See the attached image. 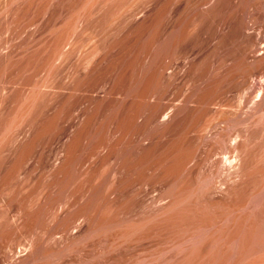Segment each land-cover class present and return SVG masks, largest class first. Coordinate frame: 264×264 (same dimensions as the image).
I'll use <instances>...</instances> for the list:
<instances>
[{
	"label": "bare ground",
	"instance_id": "6f19581e",
	"mask_svg": "<svg viewBox=\"0 0 264 264\" xmlns=\"http://www.w3.org/2000/svg\"><path fill=\"white\" fill-rule=\"evenodd\" d=\"M114 1H117V0H113V1L112 0H48V1H46L47 3L44 2V4H43V8H42L43 11H44L45 6H46L47 12L46 11H44V12L49 14L48 15L49 18H48V16H45V18L47 17L48 18L47 20H49L51 23L50 24V23H48L49 21L48 22L46 21L47 25L45 24L46 25L45 28H47V26L49 28L47 29L48 31H46L44 33V36L46 37V38H44V40H46V42L44 41L45 44L43 43L44 44L43 48H45V51H44L45 52L44 53L45 58H44L43 70L45 69L44 70V72L46 74L45 78H47V79L43 80L46 82L43 83V81H42L40 83V84L43 83L41 86H39L40 84H38V85L35 84V86L37 88L33 87V90L37 91L38 89L40 90L41 87H43L42 89L44 91L47 90L48 92H51V95H49V97H53L52 94L55 95L54 96L55 99H54L53 103H49L50 102L49 101L48 102L49 104H47L45 106L46 109L42 108V110H44V112H47V114L53 115L54 108H55L56 104L57 105L63 104L64 106L68 107L69 111L66 110V113L68 111L70 114L69 117L66 116L68 119L64 121L65 125L64 126L62 125V129L60 128L61 129L60 133L58 132V136L56 137L55 146H53L54 148L51 149V151L48 154V157H53V158H52L51 162H48L50 164H47V166H46V169H47V175L46 176L49 179L53 177L52 181L55 182V180H53L54 176L55 175L57 176L58 173L60 175H62L65 171H67L66 168L70 164L72 158H74L73 157V155H75L74 152L75 153L80 152L79 150L76 152V149H78L77 147L81 146L83 149L85 148L84 150L82 148L81 149H82V151L86 152V149L88 147L87 146L88 145V138L86 137L85 132H86V129H88L89 125L91 124V121L94 119L95 112L97 110L99 111V109H101L104 106L117 105V104H120L127 111L126 113L129 116L128 119L130 120V124L134 128L132 133L129 135V141H128V142H130V146H129V149L127 151L129 152V156H131V159L129 161L131 162V160L134 157H135V159H136V157L141 158L143 156L149 155L151 153L153 154L155 152H157V153L159 152L160 154L163 153L164 154L163 156H166L167 160H164L163 164H161V163L160 164L159 163L154 164V163H157L155 161L153 163L154 165L152 164V166H150L148 164L149 163L148 162L147 167H148V165L150 167L143 168V169H141L142 171L141 170L138 171V169H137V173L132 171L135 173V177L133 179L131 177L132 182L129 181L131 184L126 186V185H123V181L128 180L127 177L124 178V176H125L124 172L127 171L126 170L127 168L123 166L125 169V171H124V169L122 168L121 163H119V161L118 162L114 161V163H112L113 161H111V159H110L111 157H109V156L111 155V152H112L111 150L113 149V147L111 148L110 142L104 141L102 143H99L95 147V149H93L91 151V153L89 152L90 156H91V158H90L91 161L93 159H97V160L99 159V161H100V159H104V158L108 157L110 159V163L113 164L111 166L112 168H111L110 172L108 171L109 175L108 176L105 175L106 176L105 177L106 179L104 178L105 181L102 180L104 182L102 185L99 183V186H97L96 184H94L92 186V183H95V182L97 183V181H98V180H95L96 178H94V177H93L94 179H92V183L90 182L91 185L86 184L87 190L83 195L80 193V195H82V197L80 196L81 198H79L80 201L78 200L79 201L78 204H79V206L83 207L88 202L90 203V201L92 199H94L95 196H97L99 194L98 193L99 190H97V188L99 187L101 189V192H102V194L101 193L100 194L102 196L104 195V197L102 199L105 200V203H103L101 207H104L107 204L104 207V209L107 206H108L107 208L110 209V211H108L107 208L105 210L102 209L103 210V212L101 211L102 215H106V213H110V214H108V216H106V218H104V216L101 215L100 217H103L104 219H101L102 220V221L100 220L101 224L98 223V225L96 226L95 221H98L97 219L100 217H97V216H99L101 213L100 212V209H101L100 205H98L100 209L96 210V211H99L98 212L99 214H96V216H95L94 210L92 211V209L94 207H96V205H92L93 203L91 205L94 207L93 208L91 207V210L89 209L90 211H92L90 214L87 212L88 209H87V211H83L80 207L76 208L77 202H76V205L74 204L75 206H72L73 204L70 203V201H69L70 199H68L69 202H66L67 201V199H66V201H65L66 203L64 202V199H63L62 203L60 202L62 200H60L59 204L61 203V206L57 202V205L60 206L59 208H58V206H55L56 203L54 201L53 202L55 203V205L51 201L52 205H54V208L56 210L54 209L53 212L48 211L50 213H48V212L47 213L49 215L51 213H53L52 215L55 214L54 217L56 218V220L58 222V223L57 222L55 223V221H54V224L52 225V228H53L52 230H54V229L59 230V231L55 230V232H59L61 234V238H60L61 241L59 240L60 245H61L60 247L56 246V244L53 242L54 240L52 242H50L52 244L54 243L55 246L53 245L54 246L53 248L57 247L59 249V251L57 249L58 253L53 252L54 251L53 248L50 252L48 250V252L50 254L53 252L52 254H54V256L51 254L52 257L51 256L47 257V256L42 254L43 252L47 251V250H45L46 248L44 249V247L50 246V247H47V249L51 248V245L48 241L43 240L44 241L43 244L46 245L49 243L48 245H46L44 247H43V245L38 246V243H37V245L34 244L36 241L34 239V237L38 238V240L40 238L39 234L37 233L38 231L37 230H36L37 232L34 231L35 230L34 228L32 229V231H34V232H36V234H38V236L33 235V240H35L34 242H33V240H31L30 242L26 240L27 245L25 243L26 242L25 240H24L25 244L24 243L22 244L23 241L21 242L20 240L19 241L17 240L18 243L16 242V239L19 238L20 235L18 234L19 236L18 237L16 236L14 238V237H12L13 235L11 236V233L9 231H11V229L15 228V226L18 227V230L20 229V231L22 228H23V230H25L24 232L29 231L32 227V225H31L32 223H30L28 221L30 219L26 220L25 216H26V214L31 213V212L27 211L28 213L26 212V214L23 215L22 210L23 211H24V209L28 210V208L26 209L27 205L23 203L25 206L20 212L19 211L20 208L18 206H20L21 204H19V203H22L23 201H21L19 203L17 201L16 203H18L19 205H17L15 203L17 206H14V207H17L18 211L16 212L15 211L16 208H15L14 211L16 213L14 215H12L11 213H13L14 211H12V208H13L12 204L13 203L11 204V201L12 202L14 200L16 201L17 197L14 196V197H16V199H14V200H8L9 198L6 200L5 199L1 200L0 206L3 205L2 209L4 211L3 213H4L5 222L6 223L8 222L7 219L11 220L12 218H14L13 220L15 222L19 223V225L17 223H16L17 224L16 225L13 223V221H11L14 224L11 227V229L8 228L9 227L8 224H3L5 226H3V228H2L3 230L1 229V231L6 232L4 230V227H6L8 225L7 229H6L7 231L9 230L8 234L10 233L8 237L11 236V241H13L15 239L14 240L15 242H13L14 243L13 245H15L16 243H17V245L14 246L15 247L14 250L12 249L11 246H8V248L6 247V249L4 247L5 245L3 246V249H5V250H4V253L2 256V264H42V263L44 264L46 261L47 262L49 261L48 262L49 264H56L59 259L60 260L58 263H60V261H61L63 264H65L64 259H62V258L64 256H67L68 253H70V252L73 253L72 252V249L74 248L73 245H75V244L79 245L77 247L81 246V248H76V249H79V250H77L78 252L79 251L85 252V250L82 248H85L88 245V242H89L88 239L89 240H90V238L92 239L94 234H101V233H102V235L105 233L107 234L110 232L109 231L106 232V230L115 229L114 227H120L121 228V226H124L122 228H124V231L126 233H124V231L119 232L117 230L114 233L117 232V234H118V232H119V235H120V233H124L121 235L122 238H124V239H125V237H123V235L127 234L130 237V238L128 237L129 240H127V241H129L130 245L135 244V242L139 241L138 238H141L140 237L141 235H143V234L149 235V232H150V235H149L150 238L149 237L148 238L152 239L151 240L152 242L149 243L150 240L146 238L148 235L145 236V239H146V241H149L147 245H149L150 247L152 245L154 247L156 245V243L162 244L161 239H159V240H161L160 242L156 240L158 233H159V235L161 234V236H162V233L158 232L159 230H161V228H160L161 225L165 226L166 228H167V226H169L168 230H170L172 228L168 233L166 231V233L169 234L172 232V236H171V234H169V235L171 236V239L172 238L174 239L173 234H175L174 232L177 231L175 229L178 228L180 230V227L185 228L184 225L186 227L187 226L189 227L190 224L191 225L193 224V222H191V221L198 220L200 224L197 225L198 223L195 222L196 224L194 223L193 225H195L196 227H200L203 225V227H200V229H201L200 237L196 236V235L200 234V233L196 234L200 231H196V232L193 231L195 229L198 230V228H195V226L193 228L192 227L193 225H192L189 228L191 229V227H192L191 231H193V232L187 231L186 229H184L185 231H183L184 233H183V236H181V237H184V235L186 236L185 232H189V235L191 232L190 236L192 237L194 235V237H192L193 239H191V237L189 236L190 237L189 238L190 243H188L187 242L188 233H187L186 238L184 237L186 239V243H185V239H183L184 240V244H183L182 238L180 237V235H182V234L178 235L179 233L177 231L176 236L178 235V237L181 238V242H179L180 239L176 236H175L176 239H179L177 243L174 244V241H177L176 239H174L173 241H171V239H170V241L173 242L172 244L176 245V247L178 244L181 243L180 246L183 245L186 248H184L182 246V252H181L180 246H178V248H176L174 245H172L170 243L171 246H173V247H171L174 250L173 251L171 249L173 252V255H175V256L177 255V254H174V252L182 253L181 258H180L181 260L180 259L178 260V258L180 257V253H179V256L178 255L176 256L178 258L174 257L173 260L167 259L168 261H166V262H169L170 264H172V261H173V264L177 263V261H178V263L180 262L179 264H181V263L184 264L185 262L183 263V261L186 260L187 264H188V263H190L189 261L192 259L191 257H193V259L195 257V259H194L195 261L192 259L194 264H195L196 259H197L196 257L197 256H198V258H200L201 256L203 257V252L201 255V251L205 250L204 248L201 250L202 245L199 243L200 241L198 242V240L201 239L202 235L204 234V231H205L204 228L211 229L210 227H212V224H211V226H209L210 224L207 225L206 219L210 220V221H208V223L210 222V223L214 224L213 218H215V217H217L216 219L219 218L218 220L215 219V224H214V225H219V227H217V226L214 227V225H213L212 229L216 230V229L220 228V229H218V231L217 230L216 231L219 233V231L221 230L220 231L221 236H219V238L221 237L224 240V243H226L224 233H226V236L228 234H230L231 235V236L229 235L230 238H232V236L233 237L236 236V238L238 237L240 239H241V237H243L242 238V240H243L244 237L247 236V234L251 233V232L247 233L246 230L249 231V230H251L250 229L251 227H254L255 221L253 222V219H251V218H254V220H255V217H254V214L253 215L250 214L251 216L249 215V213H251V209H253V208H249V206L251 205L249 202H248L249 205L247 207L250 209V211H249V209L247 210V207H243L242 205L241 206H237V205L231 206L232 208H235V209L240 207V208H244L245 210L249 211L248 215L245 214L246 212L244 213L245 210L243 212H241L243 209L240 211L241 213L245 214L244 216H246V217L248 216L247 218L251 217L250 219H245L246 217L244 218V220H245L244 222H246L247 224L250 223V221H251V223H253V225H251V226L249 224L250 227L247 226V227H249L248 229L244 230V228H242V227H246V226H244V224H246V223H243V226H241V228H239L240 225L242 224L241 222H243V220H241L242 219L241 216H243V214L240 215L241 213L240 214L237 213L239 215V217H238V215L235 216L237 218L234 220L235 222L232 220L233 218H235L234 212L231 213V215H232V216H230L231 218L230 217L228 218L229 215H225V216H227V218H226L227 221H225L226 219H224V216H222V215H224L226 212L228 213L229 210L226 211V209H228V207L225 208V206H228L230 203H232L231 200H233V201L235 200V199H232L233 197L237 196L241 190L242 191L245 190L244 192H246L248 188H250V189L256 188V185L259 183L258 180L262 179L260 176L263 177V171L264 170L259 169V171H262V175H261V173H258L259 171H256L259 174V176L257 177L258 174H256V172L254 171L255 170L254 168H255V165H257L259 162H261V163L264 162V160L263 161L261 160L257 164H255L258 161V159H260V158H257L259 152L263 155V157L262 156L261 157L264 159V151H263L264 148L262 150L260 148L261 146L264 147V0H145L146 2H144V3L140 2L142 0H135V4H133L134 0H133V2H132V0L131 1L125 0L124 3H122L124 0H122L119 3H118L119 0L117 2H114ZM136 1L137 2L139 1L142 4H140V5L136 4L137 3ZM130 2H132L133 5ZM120 3H122V4H120ZM64 4H66L69 8L67 6H63ZM56 5H58L59 7H62V6L64 7L62 9V13H63V10L65 11V7L68 8V10L66 9L67 11L71 12V13L66 12V14L64 13L65 17L63 16L62 22H61L62 15L60 16L61 18L58 16L60 19V20L58 19L59 22H56L57 16L55 18L53 17L54 15L52 13L53 12L52 10L54 9V7ZM52 7H53V9H52ZM46 13H44V15H46ZM58 15H60V14H58ZM52 18L56 19L53 21L54 23L52 22ZM55 22L58 23L57 28H58V26L60 27L59 28L60 31L58 30L59 33H57V34H54V32L57 30V28H55L56 26H54V24H56ZM59 23H61V25H59ZM31 27H32V25H31ZM53 28H55L56 30H54ZM53 30H54V32H53ZM87 31L89 32L90 35H88ZM143 31L149 32L151 39L148 43L150 44V47L147 46L148 48L145 49V51H143L142 53H140V51H138L140 54L135 55L134 53L130 52L131 49H133L132 47L130 50L128 49V46H131L128 44H129V41L132 40L130 38L133 35H136L137 33L143 32ZM85 32H87V33H85ZM24 33H25V31H24ZM82 34H86V36L88 35V37H85V35L83 36ZM80 36L84 37V38L82 37L83 40ZM147 36H148V34H147ZM142 41H144V40H142ZM131 42H134V41H131ZM138 46H139V44H138ZM141 48H143V47L141 46ZM134 50H136V49H134ZM72 55H75V57ZM70 57L75 58L74 59L75 61L72 58V60L74 61V65L71 67V69H69V70L67 69L68 71L65 72V70H66L65 65L68 62V60L70 59ZM60 65L61 66L64 65L63 66L64 73H66V74H64L62 72L64 74V76H63V74L61 75L59 73V71H58L59 69H57L56 71L60 74V76H58V73L56 71H54V68L59 67ZM61 66H60V70L63 69V68H61ZM131 72H133V73L135 72L134 73L135 74V80L137 81L136 89L133 90V91H135V94H131L130 91L128 93V92H126V90L124 91L121 87V83L123 82V84H124V81L129 78V76L131 75ZM131 81L132 80L130 79V82ZM132 85H133V83H132ZM135 85H136V83H135ZM67 86H69V87H67ZM38 87H40V88H38ZM131 87H130V89H131ZM34 88L37 90H35ZM133 88H134V85H133ZM5 90H4V92H5ZM77 91H79V93H80V94L78 93L79 95H77V93H76ZM33 92H32V97L35 100L34 96L36 94ZM0 93H2V92L0 91ZM6 93H2V94L5 96ZM253 95H254V97H253ZM44 96H45V94H44ZM3 97H0V98L2 99ZM29 97H31V96H28V98ZM32 97L29 100L34 101L32 99ZM49 97H48V95H46V98H49ZM29 100H27L26 103H28ZM32 101H30V102L32 103V105H34V103ZM29 105H30V103H29ZM29 105L27 106L24 104V106H26V107L23 106L24 110H26L27 107H31ZM35 106H36V108L40 107V105L39 106L35 105ZM23 107H21V108L23 109ZM58 108H60V107H58ZM58 108H57V111H58ZM106 108H108V107H106ZM30 110H31V112L33 111L32 109H30ZM108 110H109V112L111 111L110 109H108ZM115 110L116 109H114V111ZM26 111H28V110H26ZM35 111H36V109H35ZM62 111H64V110H62ZM31 112L29 114L33 116V113L31 114ZM106 112H107V110H106ZM111 112H113V111H111ZM111 112L108 114H111ZM36 113H37V111H36ZM41 113H42L41 118L46 117V115L43 114V111H41ZM41 113H39V114H41ZM61 113H62V115L65 114V112H61ZM61 113H57V114H61ZM118 113H119V111H118ZM23 114L24 113H22L21 116H23ZM26 114H24V115H26ZM34 114H35V112H34ZM116 114H117V111H116ZM35 115H37V114H35ZM65 115H63V116H65ZM38 116H40V115H38ZM38 116H37V118H34L35 122H36V119H38ZM98 116H99V114H98ZM103 116H106V115H103ZM119 116H121V115H118V117ZM66 117H63V118H66ZM95 117H96V115H95ZM22 118L24 120V116ZM27 118H28V121L31 120V119H29L30 117H27ZM27 118H25V121ZM46 118H43V120L45 119V121H46L47 120ZM50 118L53 119V117H50ZM59 118L62 120V117H59ZM100 118H102V117H100ZM97 119H99V117ZM97 119L95 118L96 122L98 121ZM105 119H106V117H105ZM123 119H124V115H123ZM20 120H18V121L20 122ZM43 120L42 119L38 120L37 126L34 125L35 123H33L34 122L33 119L30 121L31 123L29 122V124H31V125L33 124L32 126L35 127V130H36L39 127L38 126L40 124L39 121H43ZM102 120H103V118H102ZM114 120H116V118H114ZM48 121L52 122L51 120H49V117H48ZM125 121H124V124H125ZM21 123H19L21 125H19L18 122L16 123V126H15L16 131H17V128L21 129V126H23V122H21ZM58 123L56 125H58ZM95 123H92V124L95 125ZM29 124L27 126H30ZM43 124H44V122H43ZM45 124H46V122H45ZM53 124H54V122L52 123V126H53ZM62 124H64V123H62ZM97 124H96V126H97ZM124 124H123V126H124ZM50 125L51 124H49V126L47 125L46 128L47 127L50 128V132H51V129L53 128V130H54V127L51 128ZM98 125L100 126V124H98ZM116 125H117V123H115V128L113 126H109V125H108L109 127H107L108 130H107L106 135H108L110 137L109 139L111 141L112 140L115 141V139H116L115 134H118V132H117L118 128L116 130ZM41 126H42V123H41L40 127ZM92 126L93 125H91V127ZM119 126L120 125H118V127ZM40 127H39V129H40ZM57 127L55 128V131H53V132H56ZM59 127H61V126L59 125ZM91 127H90V130H91ZM103 127H105V126L103 125ZM48 128H47V132L49 131ZM25 129L27 130V127ZM29 129L30 128L28 127V130ZM41 129H43V128H41ZM95 129H96V127H95ZM100 129H101V126H100ZM120 129H119V131H120ZM43 130H44V132L46 131L45 129H43ZM96 130H98V129H96ZM122 130H123V128H122ZM131 130H132V128H131ZM16 131L13 133V135H11V137L9 136L6 141L1 142V140H0V157H2V154L5 151V149L8 150L7 146L10 147V149L8 151V155H10L9 152H11V149H12L11 147L15 148V150H19V152H22L21 151L22 149L28 148L29 147L28 145H30V142L35 140V139H32V137H34V135L37 136V133H39V134L42 133V131H39V132L37 131V132L33 133L34 130H31V131L29 130L25 133V130L22 129V132H21V130H18L19 133H22V135L20 136L17 134L18 131L17 132ZM15 133L18 136H16ZM52 133H51V135L53 136L55 133L54 134H52ZM98 133H99V131H98ZM104 133H106V131ZM129 133H130V130H129ZM45 134H46V132H45ZM87 134H89V132H87ZM100 135H101L100 133L97 134L96 140L99 139L98 136H100ZM121 136L123 138V134ZM45 138H46V136H45ZM51 138H53V137H51ZM106 138L103 137V139H106ZM100 139H101V137H100ZM90 140H92L91 142H93V140L96 141L95 139H90ZM106 140H108V138ZM37 141H39V140H37ZM124 141H126V140L124 139ZM32 143H31V147H32ZM34 143H35V141H34ZM34 143H33V146H35ZM37 143H35V144L37 145ZM123 143L126 144V146L129 145L125 142H123ZM90 145L88 148H90ZM92 145H93V143H92ZM120 146H121V144H120ZM31 147H29V148L31 149ZM92 148H93V146H92ZM116 148H117V145L115 147V150H116ZM259 149H260V151H259ZM15 150H14V152H15ZM23 152H25V151H23ZM30 152H31V150L28 151L27 153L25 152L26 154L25 153L24 154L28 155V153H30ZM32 152L34 153V151H32ZM32 152H31V155H32ZM39 153L37 155H39ZM82 153H84V152H82ZM117 153H115V154H117ZM16 155H17V153H16ZM80 156H81V154L78 157H80ZM83 156L84 155H82L80 158H82ZM10 157H12V156H10ZM17 158L19 160H21L22 162L26 160L25 158H21V156H19ZM84 158H85V160L82 159L83 160L82 162L79 161L81 159H79V160L74 159L75 161L80 162V163L74 162L77 164L76 167H79V169L71 167L72 169L74 168V170H73L74 172L78 169L77 170L78 171V178H80L79 181H81L82 176H85L86 172L89 171L90 167H92L91 165L89 166V164H90L89 162H91V161L89 160V162H87V159H89V155L84 157ZM256 158H257V160H256ZM40 159L41 158H39L38 160H40ZM115 159H117V158H115ZM168 159H170V160H168ZM5 160H6V158H5ZM5 160H3V163L2 162L0 163V183L3 182L2 178L4 179V181H7L6 180L7 176H5V174L6 173L9 174V172L11 173V170L14 169V167H15V164L10 163L9 167H7L6 166L7 164H6L5 166L7 168H5L3 170V166H4L3 164H4ZM106 160H108V159H106ZM120 160H122V159L120 158ZM155 160H157V159H155ZM160 160H161V158L159 159V161ZM101 161H103V160H101ZM27 162H29V160H27L26 163ZM46 162H47V160H46ZM107 162L108 161H106V164L104 166H106L108 164ZM134 162H133V164H134ZM137 162L138 161H136L135 163H137ZM16 163H17V161H16ZM37 163L35 165H37ZM93 163H92V165H93ZM261 163H259L258 166ZM98 164H100V166H101L100 162ZM17 165L19 166V162ZM27 165L25 166L26 167L25 169L21 168V169H24L23 171H21L22 173L19 171L20 169H18V170L16 169V171L20 172V174H18V175L16 174L17 172L14 169V171L16 172V173L15 172L14 173L17 175L19 182H18V179L16 176H15L16 177V180H15L13 178L14 176L9 174V176L10 175L12 176V177L11 176L10 177L13 178V180L18 182V185H20L19 187H21V188H23L24 183L25 184L27 183L25 181H27L29 178L28 173L33 170L32 168H34V167H32L30 170H28ZM72 165L75 166V164H72ZM108 165H107V167H108ZM137 165H136V167H137ZM144 165L146 166V164H144ZM261 165L264 166V163H262ZM261 165L259 167H261ZM19 167H21V166H19ZM22 167H23V165H22ZM88 167H89V169H88ZM134 167H135V165H134ZM138 167H140V166H138ZM259 167H257V168H259ZM131 168H133V167H131ZM63 170H65V171L61 174L60 172H62ZM108 170H109V168H108ZM134 170L136 171V168ZM256 170H258V169H256ZM68 171H69V169H68ZM68 171L66 174H68ZM73 171H70V172L75 174ZM90 171H91V169H90ZM97 171H98V169H97ZM72 173H70V175H72ZM134 173H132V174L134 175ZM87 174H88V172H87ZM195 175H196V177H197V175L203 176L202 182L204 184L202 183L203 186L200 184L202 186L201 188L199 187L200 186L199 185L198 188L195 189L194 188L195 185H192L194 182L192 180V178H195V177H193ZM255 175H256L255 178L258 179V180L256 179L257 180L256 182H255V178H254ZM63 176H61V177L63 178ZM75 176H76V174L73 175L72 177L69 176V178L73 179ZM92 176H94V175H91L90 179L92 178ZM172 176H175V179L174 178L172 179ZM204 177L206 178V181H204V179H205ZM56 179H57V177H56ZM71 179H67L68 180L67 182H69V180L71 181ZM74 179H77V178H74ZM124 179H126V180H124ZM177 179L180 181V184H177V183H179L178 181H176ZM208 179H209V181H207ZM10 180L13 181L12 179H10ZM64 180L66 181V177L64 178ZM93 180H95V182H93ZM253 180L255 182L254 184H256V185H253ZM11 181H10V187H11ZM15 181H14V183L17 184V182H15ZM61 181H62V179H61ZM67 182H65V186L68 184ZM14 183H13V185H15ZM70 183L67 185V188H68V186H70ZM72 183L74 184V182H72ZM85 183H87V182H85ZM52 184H53V182H52ZM52 184H48V185H52ZM260 184L259 185L262 187L261 189H263V191H261L263 194V192H264L263 187L264 186H262L263 183H260ZM18 185H17V187H18ZM54 185H55V183H54ZM56 185H59V182L57 184V181H56ZM56 185H55V187H57ZM252 185L254 187H251ZM24 186H26V185H24ZM260 186L257 185V189H254V193L256 190H259L258 188H260ZM17 187L15 185L13 188H15V190H16ZM19 187H18V191L20 192L23 189H21ZM0 188H1V186H0ZM84 188L82 190L83 192H84ZM19 189H21V190H19ZM24 189H25V187H24ZM95 189L97 190V192H96L97 194L96 195L94 194L95 195L94 198L90 199L91 195ZM250 189H248V192ZM253 189H251V190H253ZM58 190H60V189H58ZM194 190H195L194 194L196 193V196L198 193L197 191H199L198 195L200 194V196L199 197L197 196V199H195L196 196L194 194H192V192ZM57 191H55V192L57 193ZM14 192H16V194H17V191H14ZM21 192H23V191H21ZM261 192L257 191V193H258L257 195L258 196L262 195V194L259 195V193H261ZM20 193H19V195H20ZM249 193L248 194L244 193L242 195H249ZM189 194H191L192 196L194 195V196L192 197ZM250 194L253 195V193H250ZM255 194L253 196H251V195L250 196L255 198V196H256ZM52 195L54 197L55 194H52ZM52 195H50V197H48V200L53 199V197L51 198ZM78 195H79V193H78ZM101 195H99V196L101 197ZM201 195H203V197L206 196L205 198L207 199V202L203 200L205 198H201L202 197ZM55 196H57V195H55ZM58 196H60V195H58ZM188 196L193 198V202H191V205L193 204L192 206H195L194 204L197 203L198 198L202 199L201 201L199 200L200 202H202V201L205 202L206 205L203 202V205H202L203 209L202 210H201L202 206L200 204H198V205L196 204L197 206H195L198 211L201 210L200 211L201 214L203 213V211L204 212L207 211V212H205L206 214L209 212L211 213L212 208H216V206L217 207L220 206V205H217V204H220V202H221V204L225 203V205H222L223 210L221 209L222 206L219 209H221L222 211L225 210L226 212L224 211V213H223L221 211L222 215L218 214V215H221L220 217L215 216V215H217L216 211H217V213L219 212L218 208H217L216 211H214L215 209H213L214 212L211 214H208L209 216L207 215V217H206L205 213H203L205 216L204 217L203 214L201 215L199 212L195 211L193 213V215H195V213L197 212L196 214H199L202 216L201 217V216L195 215L196 218L200 217L198 219H195L194 217L190 216L191 213L189 214V212H192L193 208H188L190 206V205L188 206V202H189V200H192V198H190ZM250 196H249V200L250 201L254 200V198L251 199ZM61 197H62V195H61ZM225 197L226 198L228 197V199L231 198V200L229 199L230 203H228L227 205H226L227 200L225 199ZM238 197L240 199L241 195L239 194ZM187 198H190V199L188 200ZM222 198H224L226 201L224 199H223V202L220 201ZM237 198H236V201H238V203L233 202L232 205H234V203L240 205L241 202H243V201L245 202V200L241 199V201H239V200H237ZM256 198H257V196H256ZM260 198H262V200H263L264 197L260 196ZM46 199H47V197L45 198V201H46ZM54 199H56V198H54ZM77 199H78V197H77ZM43 200H44V197H43L42 201ZM58 200H59V198H58ZM58 200H56V201H58ZM97 200L98 201L94 202V204L99 202V198ZM75 201H77V200L75 199ZM93 201H91V202H93ZM263 201H261V203ZM46 202L43 201L41 203H43V205H44V203H46ZM100 202H102V201H100ZM244 202H243V205H244ZM254 202L255 201H253L251 203H254ZM36 203L38 205V202H36ZM63 203H64V205H63ZM49 204H51L50 201H49ZM255 204L256 203L253 204V207L256 206ZM40 205H42V204H40ZM40 205H39V207H40ZM45 205L42 206L41 209L44 207L42 210H44V209L49 210V209H46V206L50 207V205H46V206ZM129 205H130V207L133 206L132 208L136 207V212H134V210L132 211L130 209L131 211H129L130 213H128L129 209L126 211V208H127L126 206L129 207ZM245 205H246V203H245ZM35 206H36V204H35ZM207 206H208V208H207ZM20 207H22V205ZM88 207L90 208V206H88ZM198 207H200V209H198ZM231 207L229 205V208H231ZM35 208H36L35 210L41 211V209H39L38 206ZM205 208L208 210H206ZM255 208L256 207H254V209ZM263 208H264V205H263V207H261V209H263ZM50 209H51V207H50ZM96 209H98V207ZM189 209H191V210L189 211ZM210 209H211V211H210ZM33 210L34 209H32V207H31L30 211H32L33 214L37 213V211H35V210L33 211ZM84 210H85V208H84ZM232 210H230V211L232 212ZM40 211H39V213H40ZM43 212L40 214L41 215L40 219H37L38 217H36V216H35L36 218L31 216L32 218H35L36 220H40V221H37L38 223L36 222L35 224L36 225L39 224L42 227H44L46 225L48 226L47 223L49 221L53 222L50 219L54 220L53 216H50L51 218L48 217L49 215L46 214V211L44 212V215L42 216ZM132 212H134L135 214H131ZM261 212H264V211L261 210ZM39 213L36 215H39ZM229 214H230V212H229ZM45 215H47L46 216L47 219L46 220H45V218H44V220L41 219ZM142 215L145 216V217H143V220H142ZM117 216L119 219L118 222L116 221L117 219H114V218H117ZM138 216L139 217L141 216V217L139 218ZM188 216L191 217V220L189 219ZM29 217L30 216L28 215V218ZM208 217H211L212 220L209 219ZM145 218L148 221H146ZM192 218L194 220H192ZM202 218H204L205 220H203ZM220 218L222 219L221 222L223 220L226 223L230 222L228 224L223 222L226 226L228 225V227H233V223L235 224L233 228H230L231 231H232V229L235 228V226H236V229L239 228L240 230L241 229L242 230L240 231L239 229H237V232L238 231H240V232L239 233L233 232L234 235L231 234L230 231H229V233H227L228 231H226L227 230L226 228H228V227H225L223 223L221 224L218 222L220 220ZM238 218H239V220H238ZM48 219H49V221L45 222L46 224H44L43 222L47 221ZM78 219H81V220L79 221ZM139 219H141L140 221H142V222H140ZM199 219L200 220L202 219V221H200ZM77 220L79 223L77 222V224H76L75 222ZM113 220L116 221L115 222L116 225H115V223H113L114 222ZM144 220L146 222H143ZM228 220H230V221H228ZM236 220H238L239 222L241 220V222H240L241 224L238 223ZM248 220H249V222H248ZM41 221H43V222H41ZM187 221H188L189 225L187 224ZM216 221L218 222L217 224H216ZM11 222L10 223L8 222V223L12 224ZM31 222H33V221H31ZM51 222H49L50 226L52 224ZM42 223L44 226L41 225ZM117 223H118V225H117ZM139 223L140 224L146 223V226L140 225L141 227L139 228V226H137V225H139ZM149 223L151 225L147 229V232H146V230L143 231L142 227L146 228ZM73 224L76 226H73ZM236 224H238L239 226L237 227ZM33 225H34V223H33ZM36 225H35V227L38 226V225L37 226ZM172 225H174L176 228L174 226L172 227ZM20 226L22 228H20ZM40 226H38L39 228L37 227V229L40 230V233H41L42 231L40 229ZM163 226H162V228H163ZM206 226H209V227H206ZM44 228L46 229V227H44ZM44 228H42L43 234H44V231H46ZM50 228H49V231L47 230L48 232H46V234H44V235H46V238H44L46 240H48L47 237L50 240V236L53 235V233H55V232H52L50 230ZM221 228H223V230L224 229H226V230L222 231ZM16 229H15V232L17 231ZM116 229H118V228H116ZM137 229H138V231H140V229H141V231L138 232V234H137ZM163 229H162V232H163ZM202 229H203V231H202ZM148 230H149V232H148ZM215 230L212 233L213 235L216 233ZM243 230L245 232H243ZM103 231H105V232H103ZM128 231H129V233H128ZM130 231L131 232L133 231V233H131ZM233 231H236V230L234 229ZM13 232H12V234H14V235L17 233V232L16 233H13ZM24 232L23 233L20 232L21 236H22V234H24ZM34 232H32V233L35 234ZM180 232H182V231L180 230ZM242 232H243V235H242ZM18 233H19V231H18ZM114 233H111L112 236L114 235ZM139 233L141 235H139ZM166 233H164V234L167 235ZM220 233L218 235H220ZM245 233H246V235H245ZM4 234H6V233H4ZM4 234H1V235H4ZM27 234H29V232L26 233V236H27ZM30 234H29V236H30ZM43 234L40 236H44ZM117 234H115V235H117ZM130 234L133 236V238L135 240L134 243H131L134 240L131 241L132 237L130 236ZM133 234H135L136 236L139 235L138 238H136V236H134ZM164 234H163V236H164ZM222 234L224 236H222ZM237 234H241V237H240V235L237 236ZM6 235H4V237ZM102 235H100V236L101 237L106 236V235H103V236ZM213 235L212 236L209 235L211 237V239H212V237L215 236V235L214 236ZM218 235H216V236H218ZM53 236H52L51 240L56 235L54 237ZM95 236L98 237L99 235H95ZM95 236L93 239H95ZM100 236L98 238H100ZM108 236H110V234ZM112 236H110V237H112ZM170 236L168 237V235H167L166 237L165 236L164 237L169 239ZM206 236H208V235H203V237H202L203 241L202 242H205L206 240H207L206 243L208 242L209 237H207V239H206ZM258 236H256V237L258 238ZM24 237H25V235H23V238ZM97 237H96V240H97ZM106 237H105V240L107 238H109V237H107V238ZM197 237H198V239H197ZM204 237L206 240H204ZM229 237H228L227 241L230 240ZM250 237H251V235L249 237L247 236V238L245 237V240L247 239L246 240L247 243L254 239V237L253 238H250ZM2 238H3V236L0 238L1 241H2ZM12 238H14V239H12ZM31 238L32 237H30V239ZM112 238L115 239L116 236H115V238L114 237H112ZM143 238H144V235H143ZM143 238H142V240H143ZM215 238H217V237H215ZM215 238H213V240H215ZM238 238L236 239L237 242L239 241ZM257 238H255V239H257ZM6 239L7 238H5V239L3 238L4 242ZM55 239L58 240L59 239L58 236ZM118 239H121V238L117 237L116 240H118ZM136 239H137V241H136ZM194 239L196 240V243L198 246L200 244V250L201 251L198 249L199 247L196 246ZM222 239L221 240L216 239V241H214V242H218V240H220L219 242H221V241L223 242ZM258 239H261V237L259 236ZM28 240H29V238H28ZM96 240H93V241H96ZM107 240H106V244L108 243ZM116 240L113 242H115V243L118 242V244H120V245H118V244L116 245L115 243H112V245L115 244L114 246H116L115 248L117 250V248H118L117 246L121 247V243L119 242L120 240L117 242H116ZM236 240L233 238V240L231 239V242L232 241L235 242ZM245 240H244V242L246 243ZM59 241H56L58 243L57 245H59ZM91 241L92 240H90V242ZM99 241H101V239H99ZM104 241L102 242L103 243L102 246L106 245V244H104ZM110 241H112V239ZM168 241H166V243ZM191 241L192 242L194 241L193 246L191 245ZM8 242L6 241L5 243H8ZM19 242H20V244H19ZM92 242L90 244L91 246H93V244H95V243L92 244ZM140 242H139V246L141 243L143 244L144 240H143V242H141V243ZM211 242L212 241H210L208 243H211ZM242 242H241V240L238 242L239 244H241V248L243 246H245V245H242ZM1 243H3V242H1ZM102 243H98L99 244L98 249L96 246H95L96 248L93 247L95 249L92 253L97 252L95 250H99V248L101 249L100 244H102ZM126 243H128V242H126V239H125L122 242V244H126ZM166 243H164V244L167 245ZM228 243H230V242L228 241ZM251 243H253V242H251ZM9 244H11V242H9ZM40 244H42V243L40 242ZM142 244L140 247L137 245V247H132V248L133 249H136V248L140 249L142 247ZM202 244H204V243H202ZM230 244H232V243H230ZM108 245H110V246L107 247ZM112 245L110 243L104 247V249L108 248L107 249L108 252H107V250H106V252H104L105 250L102 251V254L104 253V256L106 258L104 256H101L102 254L98 251V254L100 253L99 256L103 259H100V257H98V255H96L95 257L96 258L98 257L99 259H96L94 256H91L92 258H90V256H89L88 257L89 259H88L86 257L88 255L87 253H82V254H84V256L87 258L88 261H90L91 264H93V262H95V263L100 262L101 264H104V263L109 264L111 262H114L113 261L114 258H116V260L120 263V261H119L120 257L122 255H124L125 253H123V252H122L123 254L119 253L117 250L116 253H119L118 254L119 257L117 258L115 256L113 258L115 248L114 247H113L114 249L110 248V247H112ZM187 245L190 248L195 246L194 247L195 249L194 248H193L194 250L192 249L193 253L190 252V254H189L190 258H187L188 256L185 253V251L188 247ZM40 246L43 247V249L41 247V250H44L43 252H41ZM127 246H128V244H127ZM127 246H125V248H128ZM133 246H135V245H133ZM157 246L155 248H157ZM168 246H170L169 243H168ZM61 247L64 250L66 249L65 252H64V250H62L63 253L61 252V250H60ZM109 248L112 249L113 251L110 250ZM125 248L122 249V247H121L119 250L122 249V250L128 251L131 249V247L127 250ZM155 248L153 249L154 252H155ZM174 248H176V249H174ZM190 248H189V250H190ZM85 249H87V247ZM102 249H103V247H102ZM133 249H131V250H133ZM178 249L180 251H178ZM73 250L75 252V249H73ZM89 250H88V253H91ZM109 250L111 252H113V253H111L112 255H110ZM189 250H187V254H188ZM195 250H196V252L194 253ZM55 251H56V249H55ZM66 251L68 252L67 254H66ZM77 251L75 252L76 254L75 253L72 254L73 256L77 255L76 257H73V256L70 257L69 256V258H67V260L69 259L68 261H70L68 264H70V263L79 264L80 262H82V263L85 262V261H81L85 257L82 254L78 255ZM48 252L46 253L47 255L49 254ZM154 252L151 253L152 257L151 256H150L151 258L149 257L151 259L152 263L148 259L150 264H155L157 262L156 256H153L155 254ZM204 252H205L204 253V257H205L206 251H204ZM243 252H244V250H241V254H239V255H242ZM59 253L63 254V255L61 254L63 256L62 258L57 257V255H59V257H61ZM64 253L66 255H64ZM183 253H185V254H183ZM197 253L201 256L197 255ZM95 254L96 253H94V255ZM120 254H122V255H120ZM193 254H196L197 256L196 255L194 256ZM55 255H56L58 260L56 258H55L56 260L54 259ZM90 255H92V254H90ZM184 255L187 257H185ZM44 256H45V258H44ZM42 257H43V259H42ZM46 257L47 258L51 257L50 259H53L55 261V263L53 262V260H50V259L47 260ZM153 257L156 258V261ZM172 257L173 256H171L170 258H172ZM93 258L96 261L95 260L91 261ZM122 258L124 260L123 256L121 257V259ZM137 258H139V257H137ZM166 258H168V257H166ZM183 258H184V260H182ZM186 258L190 259V260H187ZM44 259H46V260L44 262H42V260H44ZM202 259L203 258H201V260ZM67 260H66V262H67ZM98 260H103L102 262H104V263H102L101 261H98ZM123 260H121V263ZM169 260H172V261L170 262ZM174 260H176V261L174 262ZM201 260L199 259V261H201ZM261 260L264 263V260L263 259H261ZM50 261H51V263H50ZM154 261H155V263H154ZM199 261L197 260V262H199ZM47 262H46V264H48ZM77 262H79V263H77ZM118 262L115 261V263H118ZM129 262L123 261L124 264H128ZM166 262L164 261L163 263L169 264ZM137 263H138V261L136 259V261L132 264H137ZM259 263H261V261ZM111 264H113V263H111ZM156 264H158V263H156ZM191 264H193V263L191 262ZM199 264H200V262H199Z\"/></svg>",
	"mask_w": 264,
	"mask_h": 264
},
{
	"label": "rangeland",
	"instance_id": "374dc122",
	"mask_svg": "<svg viewBox=\"0 0 264 264\" xmlns=\"http://www.w3.org/2000/svg\"><path fill=\"white\" fill-rule=\"evenodd\" d=\"M46 1H48V0H46ZM45 0H0V91L2 92V93H6V95L4 96L2 93H0V97H3L2 99L0 98V140H1V142L2 141H6L7 139H8V137L10 136L11 137V135H13V133L16 131V129H15V126H16V123L18 122V124L19 123H21V122H23V126H21V129H18L17 128V131L18 130H21V132H22V129L23 130H25V133L27 132V131H31V130H34L33 131V133H35V132H39V131H42V133L41 134H39V133H37V136L36 135H34V137H32V139H35L34 141H35V143H37V145L34 143V141H31L30 142V145H28L29 147H31V143L33 142L34 143V145L36 146H33V143H32V147H31V152L32 151H34V153L32 152V155H31V152L30 153H28V155H25L28 151H30L28 148H24V149H22L21 151L23 152V151H25V152H19V150H15V148H13V147H11L12 149H11V152H9V154L10 155H8V151H9V149H10V147L9 146H7V148H8V150L7 149H5V151L3 152V154H2V157H0L1 159V161H0V163L2 162L3 163V160H5V158H6V160L4 161V166H3V170L5 169V168H7V167H9V165H10V163H12V164H15V167H14V169H15V171H16V169L18 170V169H20L19 171L21 172V171H23L26 167V165L28 166V170H30L32 167H34V168H32L33 170L31 171V172H29L28 173V180L27 181H25V182H27L26 184L24 183V185H26V186H24L23 185V188H21V187H19L20 185H18V182H19V179H18V177H17V175L18 174H20V172H18V171H14V169H12L11 170V173L9 172V174H11L12 176H14L13 178L16 180V177H17V179H18V182L17 181H15V180H13V178H11L10 176H9V174H5V176H7L6 177V180L7 181H4V179L2 178V180H3V182L2 183H0V186H1V188H0V201L1 200H3V199H8V200H14V199H16V197H17V199H16V201L14 200L13 202L11 201V204L13 205V208H12V211H14L15 210V208H16V212L18 211V208L17 207H14V206H17V205H19V204H21L22 205V207H20V206H18L19 208H20V212H21V210L24 208V204H26L27 205V207H26V209L28 208V210H25L24 209V211L22 210V214L23 215H25L26 214V212L28 211V212H31V213H28V214H26V220H28V219H30V220H28L30 223H32L31 225H32V227H31V231H32V229L34 228L35 230L34 231H36L38 234H39V240H38V238H36V237H34V239L37 241H35V240H33V235L34 236H38V234H36V232H34V231H32V232H34L35 234H33L30 230L29 231H27V232H24L25 230H23V228L20 226V228H22L21 229V231H20V229L18 230V227H16L15 226V228H13V229H11V227L14 225V224H18L19 225V223L18 222H15L13 219L14 218H12L11 220H8L7 219V221L10 223L11 221H13V223L12 224H9L8 222L6 223L5 222V220H4V211H3V209H2V206H0V235L1 234H4V233H6V234H4V235H6L5 237H4V235H1L0 236V238L3 236V238L5 239V238H7L6 240H5V242L7 241H9V242H11V244H9V242L8 243H5L4 242V240H3V238H2V241H1V239H0V241L1 242H3V243H1L0 242V264H2V256H3V253H4V250L6 249V247L8 248V246H11L12 247V249L14 250L15 249V245H17V243H18V241L20 240L21 242H22V244L24 243V240L26 241H31V240H33V242L35 241V243L34 244H36L37 245V243H38V246L39 245H43V247L44 246H46V245H48L50 242H52L53 240V242L56 244V246L57 247H60L61 245H60V238H61V234L59 233V232H55V230L56 229H54V230H52L53 228H52V225L54 224V221H55V223L57 222V220H56V218L54 217L55 216V214L54 215H52L53 213H51L50 215L48 214V213H50V212H53L54 211V205H55V203H56V205L55 206H58V208L61 206V203L63 202V199H64V202L66 201V199H67V201L66 202H69L70 201V203H72L73 205L72 206H75L76 205V202H77V205H76V208H78V207H80L83 211H87V209H88V213H90L91 214V212L94 210V215L96 216V214H99L98 212L99 211H96V210H99L100 208H99V206L98 205H100V207L102 206V204L103 203H105V200H103L102 198L104 197V195L102 196L101 194H102V192H101V189L98 187L97 188V190H99L98 191V195L97 196H95L97 193V190L95 189L94 190V192L92 193V195H91V198L90 199H92V198H94V196H95V200L94 199H92L91 201H93V202H91L90 200V203L88 202L86 205H84L83 207H81V206H79V204H78V202L80 201V199L79 198H81L82 197V195L86 192V190H87V185H91L90 184V182L92 183V179H94V178H96L95 180H98L97 181V183L95 182V180H93V182H95V183H92V186L94 185V184H96L97 186H99V183L102 185L104 182L103 181H105L104 180V178L106 177V176H108L109 175V173H108V171L110 172V170H111V166L113 165L112 163H114V161L115 162H118L119 161V163H121V166H122V168L124 169V167H126L127 169V171H125V169H124V178H126L127 177V179L128 180H126V179H124V180H126V181H123V185H130L131 183L130 182H132V179L135 177V173H137V169H138V171H140L141 169H143V168H148V167H150V166H152V164L156 161L157 163H154V164H163V162H164V160H167L166 159V156H163L164 154L163 153H157V152H155V153H151V154H149V155H146V156H143V157H136V159H135V157L131 160V162L129 161L130 159H131V156H129V152L127 151L128 149H129V146H130V142H128L129 141V135L132 133V131H133V127L131 126V124H130V120L128 119L129 118V116L127 115V111L124 109V107H122L120 104H117V105H110V106H104V107H102L101 109H99V111L97 110L96 112H95V114H94V119L91 121V124L89 125V127H88V129H86V137L88 138V147H89V145H90V148H88L87 147V149H86V152L85 151H82V147L80 146V147H77L78 149H76V152L79 150L80 152H78V153H75L74 152V154L75 155H73V157L74 158H72V160H71V162H70V164L68 165V167L66 168L67 169V171H68V169H69V171H68V174H66L67 173V171H65V170H63L62 172H60L62 175H60L59 173L57 174V176L55 175L54 176V179L53 180H55V182L54 181H52V178H47V169H46V166H47V164H50V163H48V162H51V160H52V158L53 157H48V154H49V152L51 151V149H53L54 147L53 146H55V142H56V137L58 136V132L60 133V131H61V129H62V125L64 126L65 125V120H67L68 118L66 117V116H68L69 117V110H68V107H66V106H64L63 104H60V105H55V108H54V113L56 114H54L53 113V115L52 114H47V112H44V110H42V108L43 109H46V105L47 104H49V103H53V101H54V99H55V95H53L52 94V96L53 97H49V95H51V92H48L47 90H43L42 88L43 87H41V89L39 90H37V89H35V88H37L36 86H35V84L36 85H38V84H40L43 80H45V79H47V78H45V72H44V70H43V65H44V51H45V48H43V46H44V44H45V42H46V40H44V38H46L45 36H44V33L46 32V31H48L47 29L49 28L48 26H47V28H45V26L47 25L46 24V21L48 22L49 20H47L48 18H49V14L48 13H46L47 11H46V6H45V9H44V11H46V12H44L43 11V4H44V2L45 3H47ZM113 1V0H112ZM118 1V0H117ZM117 1H114V2H117ZM122 0H119L118 1V3L119 2H121ZM131 1V0H130ZM125 2V0L122 2V3H124ZM132 2H133V0H132ZM132 2H130L131 4H132ZM137 2V1H136ZM140 2H142V3H144V2H146L145 0L143 1H140ZM139 1L136 3V4H138V5H140V4H142V3H140ZM122 3H120V4H122ZM133 4H135V0H134V2H133ZM132 4V5H133ZM129 5V4H128ZM63 6H67L66 4H64ZM59 7L58 5H56L55 7H54V9H53V7H52V13H53V17L55 18L56 16V19H57V21L56 22H59L58 21V19H59V17L62 15V20H61V22L63 21V16L65 17V14H66V12H69V13H71L70 11H67L68 10V8L67 7H65V11L63 10V13H62V9L64 8V7ZM67 9V10H66ZM55 10V11H54ZM70 10V9H69ZM46 13V15H44V13ZM60 12V13H59ZM65 13V14H64ZM58 14H60V15H58ZM64 14V15H63ZM45 16H48V18L46 17L45 18ZM59 16V17H58ZM67 16V15H66ZM70 16V15H69ZM61 18V17H60ZM56 19H53L52 18V22L54 21V20H56ZM60 20V19H59ZM55 22V23H56ZM48 23H50V21L48 22ZM54 23V22H53ZM46 24V25H45ZM51 24V23H50ZM49 24V25H50ZM31 25H32V27H31ZM57 25H58V23H56V24H54V26H56L55 28H57ZM59 25H61V23H59ZM29 27V28H28ZM27 28V29H26ZM55 28H53L54 30H56ZM60 27L58 26V28H57V32L55 33L54 32V30H53V32H54V34H57V33H59L58 32V30L60 31V29H59ZM24 31H25V33H24ZM88 32V31H87ZM87 32H85V33H87ZM47 34V33H46ZM45 34V35H46ZM147 34H148V36H147ZM83 36L85 35V37H88V35H90L89 34V32H88V35L86 36V34H82ZM47 36V35H46ZM83 36H80L81 38L83 37ZM84 38V37H83ZM83 38H82V40H83ZM86 39V38H85ZM84 39V40H85ZM88 39V38H87ZM130 39H132V40H130L129 41V44L128 45H131V46H128V49L130 50L131 49V47L133 48V49H131V53H134L135 55H139L140 53H142L143 51H145V49H147L148 47L147 46H149L150 47V44L148 43L149 41H150V35H149V32H146V31H143V32H139V33H137L136 35H133ZM142 40H144V41H142ZM45 41V42H44ZM131 41H134V42H131ZM142 41V42H141ZM44 43V44H43ZM78 43V42H77ZM141 43V44H140ZM138 44H139V46H138ZM146 44V45H145ZM149 44V45H148ZM137 45V46H136ZM143 47V48H141V46ZM144 45V46H143ZM145 47V48H144ZM134 49H136V50H134ZM139 49V50H138ZM144 49V50H143ZM133 51V52H132ZM138 51H140V53L138 52ZM137 52V53H136ZM72 56H74L75 57V55H72ZM74 57H70V59L68 60V62L66 63V65H65V68H66V70H65V72L66 71H68L69 69H71V67L74 65ZM72 58H73V60H72ZM73 61V62H72ZM70 64V65H69ZM69 65V66H68ZM61 66V65H60ZM60 66L59 67H55L54 68V71H56L57 69H59L58 71H59V73L62 75L63 73H64V68H63V66H61V68H63V69H61L60 70ZM68 69V70H67ZM57 72V71H56ZM63 72V73H62ZM58 73V72H57ZM58 73V76H60V74ZM135 73V72H134ZM133 72H131V77L129 76V78L127 79V80H125L124 81V84H123V82L121 83V87H122V89L125 91L126 90V92H128L129 93V91H130V93L131 94H135V91H133V90H135L136 89V86H137V81L135 80V74H134ZM64 74H66V73H64ZM64 74H63V76H64ZM57 76V77H58ZM134 78V79H133ZM130 79L132 80L131 82H130ZM44 82H46V81H43V83ZM42 83V84H43ZM132 83H133V85H134V88H133V85H132ZM135 83H136V85H135ZM42 84H40L39 86H41ZM126 86V87H125ZM132 86V87H131ZM33 87H35L34 89L35 90H37V91H34L33 90ZM67 87H69V86H67ZM130 87H131V89H130ZM38 88H40V87H38ZM129 88V89H128ZM3 89V90H2ZM6 89V90H5ZM4 90H5V92H4ZM34 91V92H33ZM32 92L33 93H35L36 95L34 96L35 97V100H34V98L32 97ZM77 93V95H79L80 93H79V91H77L76 92ZM79 93V94H78ZM2 94V95H1ZM44 94H45V96H44ZM46 95H48V97L49 98H46ZM28 96H31L32 97V99L34 100V101H32V100H29L31 97H29L28 98ZM45 97V98H44ZM253 97H254V95H253ZM28 98V99H27ZM2 100V101H1ZM27 100H29L28 101V103H26L27 102ZM46 100V101H45ZM30 101H32L33 103H34V105H32V103L30 102ZM50 101V102H49ZM37 104H36V103ZM45 102V103H44ZM49 102V103H48ZM252 102V101H251ZM29 103H30V105H29ZM24 104L25 105H29V106H31V107H27L26 108V110H28V111H26V110H24V107H26V106H24ZM35 105H37V106H39L40 105V107H38V108H36V106ZM24 106V107H23ZM35 106V107H34ZM60 107L62 110H64V111H62L60 108H58V107ZM113 106V107H112ZM21 107H23V109L21 108ZM45 107V108H44ZM106 107H108V108H106ZM117 107V108H116ZM34 108V109H33ZM57 108H58V111H57ZM67 108V109H66ZM116 109L115 111H114V109ZM30 109H32L34 112H35V114H37V115H35L34 114V112L32 111L31 112V110ZM35 109H36V111H37V113H36V111H35ZM107 110V112H106V110ZM108 109H110L111 111H113V112H111V114H108V113H110L109 112V110ZM113 109V110H112ZM119 109V110H118ZM22 110V111H21ZM66 110H68L67 111V113H66ZM41 111H43V114H45L46 115V117L48 116L49 117V120H51L52 122H49L48 121V117L46 118V117H43V118H46L47 120L45 121V119L43 120V118H41L42 117V113H41ZM57 111V112H56ZM60 111V112H59ZM102 111V112H101ZM116 111H117V114H116ZM118 111H119V113H118ZM27 114H26V113ZM31 112V114L33 113V116L32 115H30L29 113ZM61 112H65V114H63V115H65V116H63L62 115V113ZM99 112V113H98ZM22 113H24V114H26V115H24L23 114V116H24V120H23V116H21V114ZM39 113H41V114H39ZM57 113H61V114H57ZM125 113V114H124ZM98 114H99V116H98ZM102 116H101V115ZM28 115V116H27ZM38 115H40V116H38ZM95 115H96V117H95ZM103 115H106V116H103ZM110 115V116H109ZM113 117H112V116ZM118 115H121V116H119L118 117ZM123 115H124V119H123ZM30 117L29 119H33V123H35L34 125L35 126H37V121L38 120H43V121H39V127H40V125H41V123H42V126L40 127V129L41 128H43V129H45L46 131V134H45V132H44V130L43 129H39V127L35 130V127H33L31 124H29V122L31 121H28V118L27 117ZM37 116H38V119H36V122H35V119L34 118H37ZM44 116V115H43ZM99 117V119H97L98 117ZM22 119H21V118ZM32 117V118H31ZM50 117H53V119H51ZM59 117H62V120L59 118ZM63 117H66V118H63ZM100 117H102L103 118V120H102V118H100ZM105 117H106V119H105ZM111 117V118H110ZM25 118H27L26 119V121H25ZM59 118V119H58ZM95 118L98 120L97 122L95 121ZM114 118H116V120H114ZM21 119V120H20ZM58 119V120H57ZM118 119V120H117ZM18 120H20V122L18 121ZM126 120V121H125ZM28 121V122H27ZM96 123H95V122ZM100 121V122H99ZM102 121V122H101ZM105 121V122H104ZM117 121V122H116ZM124 121H125V124H124ZM27 122V123H26ZM43 122H44V124H43ZM45 122H46V124H45ZM48 122V123H47ZM54 122V124H53V126H52V123ZM59 122V123H58ZM61 122V123H60ZM104 122V123H103ZM110 122V123H109ZM113 122V123H112ZM120 122V123H119ZM31 123V122H30ZM58 123V125H56ZM62 123H64V124H62ZM92 123H95V125L94 124H92ZM100 124V126H101V129L103 130H101L100 129V126L98 125V124ZM102 123V124H101ZM109 123V124H108ZM115 123H117V125H116V130H117V128H118V130H117V132H118V134H115L116 136V139H115V141L114 140H110L109 138V136L108 135H106L107 134V127H109V126H113L114 128H115ZM122 123V124H121ZM127 123V124H126ZM17 124V125H18ZM22 124V123H21ZM21 124H19V125H21ZM30 125V126H27V125ZM49 124H51L50 125V127L52 128V127H54V130H53V128L51 129V132H50V128H48V132H47V128H46V126L48 125L49 126ZM96 124H97V126H96ZM109 126H108V125ZM111 124V125H110ZM113 124V125H112ZM123 124H124V126H123ZM44 125V126H43ZM59 125L61 126V127H59ZM91 125H93L92 127H91ZM103 125L105 126V127H103ZM118 125H120L119 127L121 128H119L118 127ZM27 127V130L25 129L26 127ZM58 126V127H57ZM28 127L30 128L29 130H28ZM57 127V130H56V132H53V131H55V128ZM90 127H91V130H90ZM95 127H96V129H98V130H96L95 129ZM103 127V128H102ZM20 128V127H19ZM34 128V129H33ZM61 128V129H60ZM122 128H123V130H122ZM130 128V129H129ZM131 128H132V130H131ZM39 129V130H38ZM60 129V130H59ZM119 129H120V131H119ZM88 130V131H87ZM90 130V131H89ZM127 130V131H126ZM129 130H130V133H129ZM16 131V132H17ZM93 133H92V132ZM98 131H99V133L101 134L100 136H98L99 137V139H97L96 140V136H97V134H99L98 133ZM106 131V133H104ZM122 131V132H121ZM50 132V133H49ZM53 132V133H52ZM87 132H89V134H87ZM95 132V133H94ZM121 134H120V133ZM44 133V134H43ZM51 133L52 134H54L53 136L51 135ZM97 133V134H96ZM16 134V133H15ZM14 134V135H15ZM18 135H22V133H19V131H18V133H17ZM16 134V136H18ZM44 136H43V135ZM123 134V138H122V135ZM42 135V136H41ZM93 135V136H92ZM95 135V136H94ZM45 136H46V138H45ZM92 136V137H91ZM108 136V137H107ZM121 136V137H120ZM36 137V138H35ZM41 137V138H40ZM43 137V138H42ZM50 137V138H49ZM51 137H53V138H51ZM97 137V138H98ZM100 137H101V139H100ZM103 137L104 138H108V140H106V139H103ZM120 137V138H119ZM126 137V138H125ZM128 137V138H127ZM48 138V139H47ZM39 140V141H37V140ZM90 139H95L96 141H94L93 140V142H91L92 140H90ZM103 139V140H102ZM119 141H118V140ZM124 139L126 140V141H124ZM106 142V141H108V142H110L111 143V148L113 147V149L111 150L112 152H111V155L109 156V157H111L110 159H111V161H113L112 163H110V159L107 157V158H104V159H100V161H99V159L97 160V159H93L92 161H91V156H90V153H91V151L93 150V149H95V147L99 144V143H102V142ZM125 142V143H127V144H129L128 146H126V144H124L123 142ZM51 144H50V143ZM95 142V143H94ZM97 142V143H96ZM92 143H93V145H92ZM53 144V145H52ZM120 144H121V146H120ZM113 145V146H112ZM116 145H117V148H116V150H115V147H116ZM92 146H93V148H92ZM120 147V148H119ZM125 147V148H124ZM82 148V149H81ZM261 148V150L264 148L263 146H261L260 147ZM28 149V150H27ZM34 149V150H33ZM85 149V148H84ZM83 149V150H84ZM124 149V150H123ZM14 150H15V152L17 153V155H16V153L14 152ZM114 150V151H113ZM120 150V151H119ZM259 151H260V149H259ZM263 151H264V149H263ZM40 152V153H39ZM82 152H84V153H82ZM90 152V153H89ZM118 152V153H117ZM121 154H120V153ZM25 153V154H24ZM39 153V155H37ZM86 153V154H85ZM115 153H117V154H115ZM126 153V154H125ZM13 154V155H12ZM15 154V155H14ZM42 154V155H41ZM78 154V155H77ZM81 154V156L82 155H84L82 158H80V157H78L79 155ZM115 154V155H114ZM123 154V155H122ZM156 156H155V155ZM32 157H31V156ZM41 155V156H40ZM89 155V159H87V162H89V160L91 161V162H89L90 164H89V166L91 165L92 167H90V169H91V171H90V169H89V167H88V169H89V171H87L88 172V174H87V172H86V174H85V176H82V178H81V181H79V179L80 178H78V169H79V167H76L77 166V164L76 163H74V162H77V163H80L79 161H83V160H85V158L84 157H86V156H88ZM121 155V156H120ZM161 155V156H160ZM260 155V156H259ZM10 156H12V157H10ZM19 157V156H21V158H25L24 160L25 161H21V160H19L17 157ZM39 156V157H38ZM115 156V157H114ZM118 156V157H117ZM126 158H125V157ZM152 156V157H151ZM263 157V155L259 152V154H258V156H257V158H260V159H258V161L255 163V164H257L259 161H263L264 159L262 158ZM156 157V158H155ZM9 158V159H8ZM20 158V159H21ZM39 158H41L40 160H38ZM50 160H48V159ZM88 158V157H87ZM93 158V157H92ZM115 158H117V159H115ZM120 158L122 159V160H120ZM151 158V159H150ZM153 158V159H152ZM161 158V160L159 161V159ZM171 158V157H170ZM257 158H256V160H257ZM3 159V160H2ZM17 159V160H16ZM36 159V160H35ZM79 160V159H81V160H79V161H75V160ZM83 159V160H82ZM106 159H108V160H106ZM115 159V160H114ZM127 159V160H126ZM151 161H150V160ZM155 159H157V160H155ZM8 160V161H7ZM27 160H29V162H27L26 163V161ZM46 160H47V162H46ZM97 160V161H96ZM101 160H103V161H101ZM117 160V161H116ZM154 160V161H153ZM168 160H170V159H168ZM7 161V162H6ZM11 161V162H10ZM16 161H17V163H16ZM106 161H108L107 163L109 164H107L108 165V167H107V165L106 166H104L105 164H106ZM129 161V162H128ZM136 161H138L137 163H135ZM18 162H19V166H21V167H19L17 164H18ZM22 162V163H21ZM39 164H38V163ZM94 162V163H93ZM101 163V166H100V164H98V163ZM133 162H134V164H133ZM149 162V163H148ZM152 162V163H151ZM169 162V161H168ZM21 163V164H20ZM37 163V165H35ZM86 163V162H85ZM92 163H93V165H92ZM127 165L128 163V165L126 166L125 164ZM140 163V164H139ZM146 164V166L144 165V164ZM147 163L150 165H148V167H147ZM259 163H261V162H259ZM258 163V164H259ZM262 163H264V162H262ZM261 163V164H262ZM7 164V165H6ZM26 164V165H25ZM72 164H75V166H73ZM138 164V165H137ZM153 164V165H154ZM258 164L257 165H255V172L256 171H259V169H261V170H264V166L263 165H261V167H259L258 166ZM7 167H6V166ZM22 165H23V167H22ZM99 165V166H98ZM130 165V166H129ZM134 165H135V167H134ZM136 165H137V167H136ZM79 166V165H78ZM124 166V167H123ZM129 166V167H128ZM138 166H140V167H138ZM19 167V168H18ZM71 167H74V168H78L75 172L73 171L74 170V168L72 169ZM100 167V168H99ZM131 167H133V168H131ZM142 167V168H141ZM257 167H259V168H257ZM21 168H24V169H21ZM108 168H109V170H108ZM136 168V171L134 170ZM263 168V169H262ZM9 169V168H8ZM97 169H98V171H97ZM256 169H258V170H256ZM70 171H73L75 174H76V176L74 177V178H77V179H71V178H69V176L70 177H72L73 175H75V174H73L72 172H70ZM132 171H134V172H132ZM142 171V170H141ZM3 172V171H2ZM14 174H13V173ZM77 172V173H76ZM90 172V173H89ZM96 172V173H95ZM131 172V173H130ZM22 173V172H21ZM70 173H72V175H70ZM92 173V174H91ZM95 173V174H94ZM127 173V174H126ZM132 173H134V175L132 174ZM258 173H261V175H262V171H259ZM257 172H256V174H258ZM255 174V173H254ZM253 174V175H254ZM60 177H59V176ZM64 175V176H63ZM91 175H94V176H92V178L90 179V177H91ZM106 175V176H105ZM131 175V176H130ZM16 176V177H15ZM61 176H63V178L61 177ZM96 176V177H95ZM202 175H197V177H196V175L195 176H193V177H195V178H192V180L194 181L193 182V184L192 185H195V189H197L198 188V186L201 184L202 186H203V176L201 177ZM259 176V174L257 175V177ZM56 177H57V179H56ZM66 177V181L64 180V178ZM68 177V178H67ZM94 177V178H93ZM130 179H129V178ZM131 177H132V179H131ZM256 177V175L254 176V178ZM262 179H260V180H258L257 178H255V182L258 180V186H260L261 184L260 183H263L262 184V186H264V171H263V177L262 176H260ZM5 178V177H4ZM90 180H89V179ZM175 179V176H172V179ZM205 178V177H204ZM10 179H12L13 181H11ZM60 179V180H59ZM61 179H62V181H61ZM67 179H71V181L69 180V182H67L68 180ZM106 179V178H105ZM257 179V180H256ZM53 182V184H52V182ZM59 180V181H58ZM76 180V181H75ZM87 180V181H86ZM100 180V181H99ZM103 180V181H102ZM10 181H11V187H10ZM14 181L15 182H17V184H15L14 183ZM56 181H57V184H58V182H59V185H56ZM130 181V182H129ZM176 181H178L179 183H177V184H180V181L177 179ZM204 181H206V178L204 179ZM207 181H209V179L207 180ZM263 181V182H262ZM65 182H67L68 184L70 183V186H68V188H67V185L65 186ZM72 182H74V184L72 183ZM77 182V183H76ZM85 182H87V183H85ZM102 182V183H101ZM125 182V183H124ZM129 182V183H128ZM254 182V180H253V185H256V184H254L255 183ZM13 183L16 185V187H17V185H18V187L19 188H21V189H23V190H21V189H19V190H21V191H23V192H19L18 191V187L16 188V190H15V188H13L15 185H13ZM54 183H55V185L57 186V187H55V185H54ZM83 183V184H82ZM89 183V184H88ZM127 183V184H126ZM203 183V184H202ZM6 186H5V185ZM48 184H52V185H48ZM86 186H85V185ZM260 184V185H259ZM5 187H4V186ZM61 185V186H60ZM82 185V186H81ZM84 185V186H83ZM199 186L200 188L202 187V186ZM251 186V187H254V186ZM257 185H256V188H254V189H257ZM9 186V187H8ZM52 186V187H51ZM81 186V187H80ZM8 187V188H7ZM24 187H25V189H24ZM27 187V188H26ZM67 189H66V188ZM85 187V188H84ZM90 187V186H89ZM88 187V188H89ZM193 187V186H192ZM5 188V189H4ZM82 188V189H81ZM83 188H84V192L82 191L83 190ZM262 187L260 186V188H258L259 190H256L255 191V193H254V189L253 188H251V189H253V190H251L250 188H248V189H250L249 190V192L250 193H253V195L255 194L256 196H257V198H256V196H255V198L254 197H251V196H253V195H251L249 192H248V189H247V193L246 192H244V191H240V195H241V197H240V199H239V197H238V195L237 196H235V197H233L232 199H235L234 201L233 200H231V198H229L231 201H232V203L233 202H237L238 203V201H236V198H237V200H239V201H241V199L242 200H245V202H244V205H245V203H246V205L244 206L243 205V202H239L240 203V205H238V204H236V203H234V205H232V203H230V200L228 199V197L226 198L225 197V199L227 200H225L224 198H222L220 201H222L223 202V199L227 202L226 203V205L228 204V203H230L229 205H230V207L231 206H243V207H247L249 204H248V202L251 204L250 206H249V208H253L254 209V207H256L254 210L253 209H251V213H249V211H250V209L247 207V210L249 209V211H247V210H245L244 208H240V207H236L237 209H235V208H229V205L228 206H225V208L226 207H228V209H226V211L227 210H229L228 211V213L226 214H224V215H222V213H221V211L223 210V206L222 205H225V203L224 204H221V202H220V204H217V205H220L219 207H217L216 206V208H212V212L211 213H213L214 211H216L217 210V208H218V213H217V211H216V214L217 215H215V216H224V219H226L227 218V216H225V215H229L228 216V218L230 217V216H232L231 215V213H235L234 214V217L235 216H237L238 214H240L241 212H243L244 210V213L245 214H247L248 215V213H249V215L251 214V215H253L254 214V217H255V220H254V218H251V219H253V222L255 221V224H254V227H251L250 229L251 230H249V231H247L246 230V232L248 233V232H251V233H249L250 235H251V237L250 238H253L254 237V241L253 240H251V241H249L248 243H247V239L245 240V237L247 238V236L249 237L250 235L249 234H247V236H245L244 237V239L242 240V238L243 237H241V234H237V236H239L240 235V237H241V239L240 238H238L239 239V241L241 240V242H242V245H245V246H243L242 248H241V244H239L238 242H237V238H236V236L235 237H233L232 236V238H230L229 237V235L230 234H228L227 236H226V233H224V235H225V242L226 243H224V240L220 237L219 238V236H221V233H220V231H219V233H220V235H218L219 233L217 232L218 231V229H220V228H218V229H212V227H213V225L215 224V219L217 218V217H215V218H213L214 220V224L213 223H208V221H210V220H208V219H206V223H207V225H209V226H211V224H212V227H210L211 229H206V228H204L205 229V231H204V234L203 235H208V236H206V239H207V237H209V239H208V242H210V241H212L211 243H206V239H205V237H204V240H206L205 242H202L203 241V239H202V237H203V235H202V237H201V239H199L198 240V242L202 245L201 247V250L204 248L205 250L204 251H206V255H205V257H204V251L202 250H200V244H199V246L197 245V243H196V240H195V244H196V246H198L197 248L201 251V255H202V252H203V257L201 256V255H199L198 253H197V255H199V256H201L200 258H198V256L196 255V254H193L194 256L196 255L197 257V259H196V262H197V260L199 261V259L201 260V258H203L201 261H199L200 262V264H262L263 263V261L261 260V259H263L264 260V212H261V210H263L264 211V208L263 209H261V207H263V203H264V198H263V200H262V198H260V196H262V197H264V192H263V194H262V192L261 191H263V189H261ZM264 188V187H263ZM13 189V190H12ZM58 189H60V190H57ZM67 190V191H66ZM199 190V189H198ZM14 191H17V194H16V192H14ZM55 191H57V193L55 192ZM197 191V190H196ZM257 191L259 192H261V193H259V195L260 194H262V195H260V196H258L257 194ZM20 193V195H19V193ZM83 192V193H82ZM194 192H195V190L192 192V194H194ZM198 193H199V191H197ZM248 194L249 193V195H242V194ZM15 193V194H14ZM78 193H79V195H78ZM80 193L82 194V195H80ZM101 193V194H100ZM198 193H197V196L199 197L200 196V194L198 195ZM52 194H55V195H57V196H55L54 195V197H53V195ZM95 194V195H94ZM104 194V193H103ZM202 194V193H201ZM18 195V196H17ZM50 195H52L51 196V198L53 197V199H51V200H48V197H50ZM58 195H60V196H58ZM61 195H62V197H61ZM77 195V196H76ZM99 195H101V197L99 196ZM189 195H191V194H189ZM195 196H196V193L194 194ZM193 195V196H194ZM251 195V196H250ZM14 196H16V197H14ZM25 196V197H24ZM47 197V199H46V201H45V198ZM73 196V197H72ZM81 196V197H80ZM192 196V195H191ZM192 196V197H193ZM197 196H196V198L195 199H197ZM202 197L201 198H205V197H203V195H201ZM248 198H247V197ZM249 196L251 197V199H253L254 198V200H249ZM12 197V198H11ZM19 197V198H18ZM27 197V198H26ZM43 197H44V202H46V203H44V205L46 204V205H50V207H51V209H50V207L49 206H46V209H49V210H42L41 209V207L42 206H44L43 205V203H41V202H43L42 201V199H43ZM71 197V198H70ZM76 197V198H75ZM77 197H78V199H77ZM99 198V202H97L96 204H94V202H96V201H98L97 199ZM188 197H190V196H188ZM192 197H190V198H192ZM259 197V198H258ZM11 198V199H10ZM54 198H56V199H54ZM58 198H59V200H58ZM61 198V199H60ZM73 198V199H72ZM190 198H187L188 200L190 199ZM68 199H70L69 201H68ZM72 199V200H71ZM75 199L77 200V201H75ZM206 199V198H205ZM205 199H203L204 201H206L207 202V199L205 200ZM20 200V201H19ZM26 200V201H25ZM40 200V201H39ZM56 200H58V201H56ZM60 200H62V201H60ZM79 200V201H78ZM202 200V199H199L198 198V200H197V205L198 204H200L201 206L203 205V202L204 201H202V202H200V201ZM248 200V201H247ZM18 201V203L19 202H21V201H23L22 203H16ZM49 201H50V203L51 204H49ZM53 202V204L54 205H52V202ZM59 201L61 202L60 204H59ZM73 201V202H72ZM75 201V202H74ZM100 201H102V202H100ZM104 201V202H103ZM195 201V200H194ZM224 201V202H225ZM229 201V202H228ZM253 201H255L254 203H256L255 205L256 206H254L253 207V204L254 203H251V202H253ZM261 201H263L262 203H261ZM26 202V203H25ZM36 202H38V205H37V203ZM57 202H58V204L60 205H57ZM65 202V203H66ZM191 202H193V198H192V200H189V202H188V208H193L192 209V212H189V214L191 213V215L190 216H192V217H194L195 219H198V218H200V217H198V218H196L195 217V215H198V216H201L203 213H205V212H207V211H203V213L201 214V210L203 209V206H202V208H201V210H197L196 209V207L195 206H197L196 204H194L195 206H192L191 205ZM196 202V201H195ZM200 202V203H199ZM17 205H16V204ZM24 203V204H23ZM93 203V204H92ZM99 203V204H98ZM202 203V204H201ZM15 204V205H14ZM35 204H36V206H35ZM40 204H42V205H40ZM75 204V205H74ZM96 205V207H94V206H92V205ZM204 204H205V202H204ZM0 205H1V202H0ZM39 205H40V207H39ZM63 205H64V203H63ZM107 205V204H106ZM105 205V206H106ZM206 205V204H205ZM208 205V204H207ZM37 207L38 206V208L39 209H41V211L43 212H45L46 211V214H48L49 216L48 217H50V216H53L54 217V220L53 219H50V220H52L53 222H51V221H49V219L47 220V221H41V222H43L44 224H46L45 222H51L52 224H51V226H50V223L48 222L47 224H48V226L46 225V226H44L43 225V223L41 224V225H43L44 227H46V229L44 228V227H42V226H40L39 224H37L38 226H40V229H41V231L43 232V229L42 228H44L46 231H44V234H46V232H48L49 231V228H50V230L52 231V232H55V233H53V235L55 236H53V235H51L50 236V240H51V238H52V236L54 237L51 241L49 240V238L47 237V239L48 240H46V239H44V238H46V235H44L42 232L40 233V230H38L37 229V225L35 224L37 221H40V220H36L35 218L36 217H38L37 219H40V217H41V211H40V213H39V211L38 210H35L36 208L35 207ZM88 206H90V208L88 207ZM104 206V205H103ZM104 206V207H105ZM222 206V210L221 209H219L220 207ZM31 207H32V209H34L35 211H37V213H35V214H33V212L32 211H30L31 210ZM91 207L93 208L92 209V211H90L91 210ZM98 207V209H96ZM104 207H101V209H100V212L102 211L103 212V210L102 209H104ZM108 207V206H107ZM106 207V208H107ZM127 208H126V211L128 210V213H130L129 211H133L134 210V212H136V207L135 208H132L133 206H131L130 207V205H129V207L128 206H126ZM57 208V209H58ZM84 208H85V210H84ZM105 208V209H106ZM195 208V209H194ZM207 208H208V206H207ZM224 208V209H225ZM90 209V210H89ZM104 209V210H105ZM131 209V210H130ZM198 209H200V207H198ZM206 209V208H205ZM204 209V210H205ZM213 209H215L214 211H213ZM235 209V210H234ZM240 209V210H239ZM243 209V210H242ZM33 210V211H34ZM52 210V211H51ZM56 210V209H55ZM107 210L108 211H110V209L109 208H107ZM191 209H189V211H190ZM206 210H208V209H206ZM230 210H232V212L230 211ZM237 210V211H236ZM239 210V211H238ZM242 210V211H241ZM13 212V213H11L12 215H14L16 212ZM48 211H50V212H48ZM125 211V212H126ZM195 211H197V212H199L201 215H199V214H196L195 213V215H193V213L195 212ZM210 211H211V209H210ZM224 211H222L223 213H224ZM241 211V212H240ZM24 212V213H23ZM44 212H43V214H42V216L44 215ZM48 212V213H47ZM56 212V211H55ZM58 212V211H57ZM102 212L100 213V215L99 216H97V217H100L101 215H102ZM107 212V211H106ZM134 212H132L131 214H135ZM209 212V211H208ZM229 212H230V214H229ZM254 212V213H253ZM39 213V215H36V214H38ZM210 212L209 213H205V215H206V217H207V215L208 214H211ZM238 213V214H237ZM244 213H241L240 215H242L243 214V216H241L242 217V219L241 220H243V222H241V220H240V222L242 223H240L238 220H239V218H238V220H236L238 223H240L241 225H240V227L239 228H241V226H243V223H246V222H244L245 220H244V218L246 217V216H244L245 214ZM31 214V215H30ZM33 214V215H32ZM93 214V213H92ZM104 214V213H103ZM108 214H110V213H106V215H102V216H104V218H106V216H108ZM215 214V213H214ZM218 214H221V215H218ZM256 214V215H255ZM28 215L30 216L29 218H28ZM250 215V216H251ZM35 217V218H32V217ZM46 216L47 215H45L43 218H41V219H43L44 220V218H45V220L47 219L46 218ZM110 216V215H109ZM203 216H204V214H203ZM209 216V215H208ZM139 217V216H138ZM137 217V218H138ZM141 217V216H140ZM139 217V218H140ZM143 217H145L144 215H142V220H143ZM189 217V216H188ZM202 217V216H201ZM205 217V216H204ZM238 217H239V215H238ZM248 217V216H247ZM245 218V219H250V218ZM103 217H100V218H98L97 220L98 221H95L96 222V226L98 225V223L99 224H101V222H100V220L101 219H104ZM209 219H211V217H208ZM222 218V217H221ZM220 218V220L218 221L219 223H223V222H225V221H227V219L224 221H222L221 222V219ZM231 218V217H230ZM114 219H117L116 221L118 222V216H117V218H114ZM121 219V218H120ZM189 219L191 220V217H189ZM188 219V220H189ZM203 220H205L204 218H202ZM202 219L200 220V221H202ZM219 219V218H218ZM218 219H216V220H218ZM235 219H237L236 217L235 218H233L232 220L234 221ZM79 221L81 220V219H78ZM78 220L75 222L76 224H77V222H78ZM141 219H139V221H140ZM145 220H146V218H145ZM143 221V222H146V221H148V220H146V221ZM192 220H194L193 218H192ZM212 220V219H211ZM231 220V219H230ZM230 220H228V221H230ZM231 220V221H232ZM31 221H33V222H31ZM102 221V220H101ZM114 221V222H113ZM112 222L113 223H115L116 221L115 220H113ZM247 221V220H246ZM5 222V223H4ZM140 222H142V221H140ZM190 222V221H189ZM191 222H193V224L195 223V222H197L198 224L197 225H199L200 223H199V221L198 220H195V221H191ZM205 222V221H204ZM217 221H216V224L218 223ZM235 222V221H234ZM248 222H249V220H248ZM2 223V224H1ZM33 223H34V225H33ZM38 223V222H37ZM58 223V222H57ZM79 223V222H78ZM202 223V222H201ZM226 223V222H225ZM228 223H230V222H227L226 224H228ZM3 224H8L9 225V229H11V231H9L10 233H11V236L12 237H18L19 235V238H17L16 239V244L15 245H13L14 243L13 242H15L14 240V238H12V239H14L13 241H11V236L10 237H8L9 236V234H8V231L6 230L7 229V226L6 227H4V230L6 231V232H2L1 231V229L3 228V226H5V225H3ZM16 224V225H17ZM123 224V223H122ZM186 224V223H185ZM187 224H188V221H187ZM186 224V225H187ZM192 224V225H193ZM196 224V223H195ZM224 224V223H223ZM249 224H250V226L251 225H253V223H251V221H250V223H246V224H244V226H246V227H242V228H244V230L245 229H248L250 226H249ZM11 225V226H10ZM35 225L37 226V227H35ZM115 225H116V223H115ZM117 225H118V223H117ZM140 225H144V226H146V223H144V224H140L139 223V225H137V226H139V228L141 227ZM151 224L149 223L148 224V226L145 228H143L142 227V229H143V231H145L146 230V232H147V229L149 228V226H150ZM175 225V224H174ZM174 225H172V227L174 226ZM189 225V224H188ZM191 224H190V226H192ZM234 223H233V227H234ZM237 225V227L239 226L238 224H236ZM73 226H76V225H74L73 224ZM114 226V225H113ZM120 226V225H119ZM162 226L163 225H161L160 226V228H161V230H159L158 232H160V233H162V236H163V234L164 233H166V231H167V233L172 229L171 227V229L170 230H168V228H169V226H167V228L165 227V226H163V228L165 229H163L162 228ZM176 226V225H175ZM174 226V227H175ZM189 226V227H190ZM194 226L195 225H193L192 227L194 228ZM205 226V225H204ZM209 226H206V227H209ZM219 227V225H214V227ZM224 226L225 227H228V225L226 226L225 224H224ZM247 226H249V227H247ZM42 227V228H41ZM122 227H124V226H121V228ZM177 227V226H176ZM175 227V228H176ZM184 227L185 228H182V227H180V230L182 231V232H180V230L177 228V229H175V230H177L178 231V235H180V234H182V235H180V237L181 236H183V231H185L184 229H186L187 231H191L192 230V227H191V229L188 227H186L185 225H184ZM200 227H203V225L202 226H200ZM200 227H196L195 226V228H198V230L197 229H195V230H193V231H200V232H198V233H196V234H199V235H196V236H199L200 237V235H201V229H200ZM221 227V226H220ZM233 227H228V228H226V229H224V230H226V231H228L227 233H229V231H230V233L231 234H233V232H237V229H239V228H237L236 229V226H235V230L236 231H233L234 229H232V231H231V229L230 228H233ZM17 228V229H16ZM39 228V227H38ZM115 229H110V230H106V232L107 231H109L110 233H105V234H103V235H106L107 237H109V238H107L106 236V238L108 239H106L107 241H108V243L107 244H110L111 243V245H112V243H115V242H113V241H115L116 239H117V237L118 238H121V239H118V240H116V242L117 241H119L120 243H121V247H122V249H124L125 248V246H127V244H128V248H125L126 250L127 249H129L130 247H131V249H133L132 247H137V245L139 246V242L142 240V238H143V235H144V238H143V240H144V242H143V240L141 241V242H143V244H142V247L140 248V249H133V250H128V251H125V250H119L121 247L120 246H117L118 248H117V250H118V252L119 253H125L124 255H122V254H120V255H122L123 257H124V260H123V258L121 259V257H120V263L116 260V258H114L115 256L118 258L119 256H118V254L119 253H116L117 252V250H116V246H114L115 244L117 245L118 244V242L117 243H115V244H113L112 245V247H110V248H112V249H114L115 250V252H114V254H113V261L114 262H111V263H113V264H124L123 263V261L124 262H129L128 264H132V263H134L135 261H136V259H137V261H138V263L137 264H148L149 263V260L151 261V257H152V254L151 253H153L154 252V248L157 246V248H155V254L153 255V256H156V258H157V262L156 263H158V264H162L164 261L166 262V261H168L167 259H174V257L175 258H178V257H176L177 255L179 256V253H176V252H174V254H177L176 256L175 255H173V252H172V248L171 247H173V246H171V244L173 243V242H171V241H173L174 239H176V237H178V235L176 236V232L177 231H175L174 233L175 234H173V236H174V239L172 238L171 239V236H172V232L171 233H169V234H171V236L169 235V234H167L168 235V237L170 236V238L168 239V238H165L167 235H165L164 234V238L161 236V234L159 235V233L157 234L158 236H157V241H161L162 242V244L160 243H156V245L153 247L152 245H151V247L149 246V245H147L148 244V242L149 241H146V239H145V236L146 235H148V234H143V235H141L140 233H139V235H141L140 237L141 238H138V236H136L135 234H133L134 236H136V238H138L139 239V241H137V239H136V241L137 242H135V240H134V238H133V236L130 234V236L132 237V239H131V241L132 240H134V241H130L131 243H134L135 242V244H131L130 245V243H129V241H127V240H129L128 239V235L127 234H125V235H123V237H125V239H126V242H128V243H126V244H122V242L125 240L124 238H122V234H124V233H126L125 231H124V228H120V227H114ZM116 228H118V229H116ZM120 228V229H119ZM159 228V229H160ZM182 228V229H181ZM224 228V227H223ZM223 228H221L222 229V231H224L223 230ZM15 229L17 230L16 232H15ZM162 229H163V232H162ZM190 229V230H189ZM230 229V230H229ZM3 230V229H2ZM48 230V231H47ZM121 231V232H123L124 231V233H120V235H119V232H118V234H117V232L116 233H114L115 231ZM216 231V233L213 235L212 233H213V231ZM240 230V229H239ZM242 230V229H241ZM240 230V231H241ZM243 230V232H245ZM14 231V232H13ZM18 231H19V233H18ZM56 231H59V230H56ZM127 231V230H126ZM140 231H141V229H140ZM140 231H138V229H137V234H138V232H140ZM193 231H191V232H193ZM202 231H203V229H202ZM240 231H238L237 233H239ZM12 232L13 233H16L15 235L14 234H12ZM23 233L24 232V234H22V236H21V233ZM29 232V234H30V236H29V234H27V236H26V233H28ZM103 232H105V231H103ZM131 232V231H130ZM135 232V231H134ZM148 232H149V230H148ZM191 232H190V235H191ZM194 232V233H195ZM243 232H242V235H243ZM59 233V234H58ZM111 233H114V235L115 234H117V235H115L116 236V238H115V236L113 235L112 236V234ZM128 233H129V231H128ZM131 233H133V231L131 232ZM136 233V232H135ZM144 233V232H143ZM186 233V236H187V233H188V240H187V242L188 243H190L189 241H190V235H189V232H185ZM19 234V235H18ZM44 235V236H40V235ZM110 234V236H112V237H114L115 239H113L112 237H110V236H108ZM23 235H25V237L23 238ZM95 235H102V233L101 234H94L93 235V238H94V236ZM102 235V236H103ZM119 235V236H118ZM127 235V236H126ZM149 235H150V232H149ZM147 236L146 238L147 239H149L150 238V236ZM193 235V234H192ZM209 235H213L214 237H212V239H211V237L209 236ZM216 235H218V236H216ZM223 234H222V236H224ZM234 235V234H233ZM245 235H246V233H245ZM254 235V236H253ZM261 237V239H258L259 238V236ZM57 236H58V240L57 239H55V238H57ZM60 236V237H59ZM92 236V235H91ZM98 236V237H99ZM176 236V237H175ZM186 236L184 235V237L186 238ZM190 236V237H189ZM195 236V237H196ZM231 236V235H230ZM256 236H258V238L256 237ZM27 237V238H26ZM30 237H32L31 239H30ZM96 237L97 236H95V239H91L90 238V240H96ZM97 237V240L96 241H91L92 242V244L93 243H95V244H93V246H91L90 244H91V242H90V240L88 239V245L86 246L87 247V249H85V248H82V249H84L85 250V252H78L77 250H79V249H76V248H81V246L80 247H77V246H79V245H73L74 246V248L73 249H75V252L77 251V253H78V255L79 254H82V253H87L88 255L86 256L87 258L90 256V258H92L91 256H96V255H98V257H100L99 256V254L101 253L102 254V251L103 250H105L104 252H106V250L108 249L107 247H109L110 245H108L107 246V244H106V240H105V237L103 238V237H101L100 236V238H98ZM149 237V238H148ZM184 237H181L182 238V243L184 244V240L183 239H185ZM192 237H194V235L192 236ZM191 237V239H193ZM215 237H217V238H215ZM227 237V238H226ZM228 237L230 238V240H228L230 243H232V244H230V243H228V241H227V239H228ZM23 238V239H22ZM28 238H29V240H28ZM103 238V239H102ZM130 238V237H129ZM179 238V237H178ZM181 238H179L180 239V241L179 242H181ZM213 238H215V240H213ZM224 238V237H223ZM233 238L236 240L235 242L234 241H232L231 242V239L233 240ZM255 238H257V239H255ZM263 238V239H262ZM10 239V240H9ZM99 239H101V241H99ZM112 239V241H110ZM141 239V240H140ZM159 239H161V240H159ZM167 239V240H166ZM170 239H171V241H170ZM179 239H176L177 241H174V244L175 243H177L178 242V240ZM197 239H198V237H197ZM216 239H222L223 240V242L221 241V242H219L220 240H218V242H214V241H216ZM18 240V241H17ZM41 240V241H40ZM43 240H45V241H48L47 243L48 244H43ZM59 241V245H57L58 243L56 242V241ZM104 241V244H106V245H104V246H102L103 245V241ZM123 240V241H122ZM150 240V242L149 243H151L152 241V239H149ZM170 242H169V241ZM244 240L246 241V243L244 242ZM249 240V239H248ZM27 241L25 242L26 243V245H27ZM122 241V242H121ZM166 241H168L167 243H166ZM28 242V243H29ZM40 242L42 243V244H40ZM147 242V243H146ZM166 243L167 245H165L164 243ZM194 242V241H193ZM193 242L191 241V245L193 246ZM204 243V244H202V243ZM251 242H253V243H251ZM24 243V244H25ZM46 243V242H45ZM54 243L52 244V243H50V245H51V248L49 249H47V247H50V246H47V247H44V249L45 250H47V251H45V252H43L44 250H41V247L42 246H40V250H41V252H43L42 254L43 255H45V256H51L52 257V255L54 256V254H52L53 252H57V247H55V248H53L55 245H54ZM98 243H102V244H100L101 245V249L99 248V250H95V251H97V252H94V253H96L95 255H94V253H92L93 251H94V249L97 247V249H98ZM168 243H169V245L170 246H168ZM171 243V244H170ZM185 243H186V239H185ZM187 243V244H188ZM19 244H20V242H19ZM97 244V245H96ZM141 244H140V246H141ZM174 244H172V245H174ZM181 244V243H180ZM180 244H178L177 245V247H176V245H174L176 248H178V246H180ZM5 245V246H4ZM13 245V246H12ZM54 245V246H53ZM118 245H120V244H118ZM125 245V246H124ZM133 245H135V246H133ZM189 245V244H188ZM187 245V246H188ZM3 246L5 247V249H3ZM96 246V247H95ZM105 246H107L106 248L107 249H104V247ZM124 246V247H123ZM139 246V247H140ZM183 246V245H182ZM182 246H180L179 248H180V250H181V252H182ZM190 246V245H189ZM188 246V247H189ZM209 246V247H208ZM251 246V247H250ZM14 247V248H13ZM43 247H42V249H43ZM93 247H95V248H93ZM100 247V246H99ZM102 247H103V249H102ZM114 247V248H113ZM170 247V248H169ZM184 247V246H183ZM187 247V249H186V251H185V253H186V255L188 256H185V257H187V258H190V256H189V254H190V252L191 253H193L192 252V249L195 247H192V248H190V250H189V248ZM10 248V247H9ZM52 248H53V252L50 254L49 252L52 250ZM71 248V249H72ZM92 248V249H91ZM109 248V249H110ZM176 248H174V249H176ZM184 248H186V247H184ZM55 249H56V251H55ZM70 249V248H69ZM72 249V252L73 253H71L70 251V253H68L67 251H66V254L68 253V257L67 256H62L63 254V252H62V250H64L62 247H61V254H60V256L61 257H59V255H57V257L58 258H62V259H64V263L66 264H68L70 261H68L67 260V258H69V256L70 257H72L73 255L72 254H74L75 252H74V250ZM90 249V250H89ZM112 249H110V250H112ZM172 249V250H171ZM195 249V248H194ZM193 249V250H194ZM48 250H49V252H48ZM66 250V249H65ZM65 250H64V252H65ZM81 250V249H80ZM88 250L91 252V253H88ZM109 250V253H110V255H112L111 253H113V252H111ZM136 250V251H135ZM179 249H178V251H180ZM187 250H189V252H188V254H187ZM198 250V251H199ZM241 250H244V254L242 253V255H239V254H241ZM58 251H59V249H58ZM83 251V250H82ZM98 251L100 252L99 254H98ZM113 251V250H112ZM125 251V252H124ZM169 251V252H168ZM174 251V250H173ZM177 251V250H176ZM177 251V252H178ZM184 251V250H183ZM197 251V252H198ZM227 251V252H226ZM49 253L48 255L46 254V253ZM107 252H108V250H107ZM196 252V250L194 251V253ZM58 253V252H57ZM108 253V254H109ZM185 253H183V254H185ZM218 253V254H217ZM65 253H64V255H66ZM71 254V255H70ZM76 254V253H75ZM90 254H92V255H90ZM117 254V255H116ZM181 254L182 253H180V257L178 258V260L181 258ZM216 254V255H215ZM56 255H55V257H54V259L56 258L57 259V257H56ZM83 256H84V254H82ZM86 255V254H85ZM106 255V254H105ZM138 255V256H137ZM219 255V256H218ZM45 256H44V258H45ZM77 256V255H76ZM76 256H73V257H76ZM82 256V257H83ZM101 256H104V253L101 255ZM107 256V255H106ZM151 256V257H150ZM171 256H173L172 258H170ZM46 257V259L47 260H49L51 257H49V258H47ZM85 257V256H84ZM84 258V259H82L81 261H85L84 263H82V262H80L81 264H89L90 263V261H88L87 260V258ZM96 258V259H99V258ZM105 257V256H104ZM137 257H139V258H137ZM150 257V258H149ZM166 257H168V258H166ZM240 257V258H239ZM106 258V257H105ZM154 258V257H153ZM156 258H154L155 259V261H156ZM186 258V259H187ZM192 259H193V257H191ZM42 259H43V257H42ZM46 259H44V260H42V262H44ZM55 259V260H56ZM89 259V258H88ZM100 259H103V258H101L100 257ZM139 259V260H138ZM149 259V260H148ZM190 260V259H187V260H190L189 262L190 263H188V264H191V262L194 264V262H193V260L195 259V257H194V259L193 260ZM240 259V260H239ZM50 260H53V259H50ZM58 260V259H57ZM60 260V259H59ZM59 260H58V262H59ZM66 260H67V262H66ZM87 260V261H86ZM93 260H95L94 258L91 260V261H93ZM121 260H123L122 261V263H121ZM135 260V261H134ZM172 260H169L170 262L172 261ZM181 260V259H180ZM182 260H184V258L182 259ZM63 261V260H62ZM96 261V260H95ZM98 261H103V260H98ZM115 261L116 262H118V263H115ZM143 263H142V262ZM155 261H154V263H155ZM176 260H174V262H175ZM195 261V260H194ZM241 261V262H240ZM261 261V263H259ZM47 262V261H46ZM46 262L44 263V264H46ZM49 262V261H48ZM47 262V263H48ZM53 262L55 263V261L53 260ZM57 262V261H56ZM56 263V264H63L61 261H60V263ZM182 262V261H181ZM185 262V263H184ZM195 262V264H199V262H197L196 263ZM50 263H51V261H50ZM77 263H79V262H77ZM79 263V264H80ZM101 264L100 262H97V263H95V262H93V264ZM102 263H104V262H102ZM111 263H109V264H111ZM151 263H152V261H151ZM155 263V264H156ZM166 263H169V262H166ZM180 263V262H179ZM178 263V261H177V263H175V264H179ZM183 263L184 264H187V261L186 260H184L183 261ZM43 264V263H42ZM49 264V263H48ZM70 264H72V263H70ZM76 264V263H75ZM91 264V263H90ZM105 264V263H104ZM107 264V263H106ZM150 264V263H149ZM163 264H165V263H163ZM170 264V263H169ZM172 264H173V261H172ZM182 264V263H181ZM264 264V263H263Z\"/></svg>",
	"mask_w": 264,
	"mask_h": 264
}]
</instances>
